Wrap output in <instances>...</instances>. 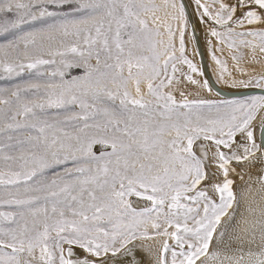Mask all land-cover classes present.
Here are the masks:
<instances>
[{
  "label": "snow or ice",
  "instance_id": "6c2138e0",
  "mask_svg": "<svg viewBox=\"0 0 264 264\" xmlns=\"http://www.w3.org/2000/svg\"><path fill=\"white\" fill-rule=\"evenodd\" d=\"M212 3L219 4L214 13L196 0L209 35L239 53L232 59L247 80H234V86L264 88V72L241 67L240 52L248 48L249 63L261 62L256 52L264 54V0ZM65 4L74 17L56 18L47 7ZM163 8L162 18L152 0H0V14L16 16L0 25L5 32L56 18L20 36L22 52L19 43H10L19 62H0V69L20 75L25 68L56 65L57 57L62 66L47 83L23 89L33 99L22 101L19 89L12 92L15 100L0 99L8 106L0 109V207L13 209L0 211V264H106L109 252L157 237L165 238L158 264H264V227L255 248V235L246 240L236 232L230 178L234 165L264 158L252 130L264 95L189 99L185 82L211 88L191 74L199 69L185 54L184 4L164 0ZM171 21L183 25L179 56ZM161 27L167 41L160 39ZM216 50L212 58L223 79L227 67ZM72 68H82L83 75L65 79ZM197 141L209 143L196 151ZM257 182L264 188V173ZM73 246L86 255L73 259Z\"/></svg>",
  "mask_w": 264,
  "mask_h": 264
},
{
  "label": "bare ground",
  "instance_id": "6f19581e",
  "mask_svg": "<svg viewBox=\"0 0 264 264\" xmlns=\"http://www.w3.org/2000/svg\"><path fill=\"white\" fill-rule=\"evenodd\" d=\"M185 6V15L187 18L188 31L186 36V49L187 55L197 65L199 72L194 77L196 80L207 81L211 91L201 88L199 85H186V94L189 99H214V100H231L236 98H244L253 95L241 94L239 97H232L229 94L234 92H244L248 90L258 89L255 86L242 87L238 84L234 86L233 81L226 79L223 80L219 76L217 68L215 69L211 58L209 56L207 41L210 37L208 32V24L202 23L197 15V4L193 0H178ZM228 2H234V0H228ZM205 20L208 18L205 17ZM210 24L211 21L209 20ZM195 37V38H193ZM258 72H264V63L258 67ZM202 73V74H201ZM238 76V75H237ZM236 76V78H237ZM232 77V76H231ZM234 77V76H233ZM234 77V79H236ZM231 79V78H230ZM244 79H237L239 82ZM262 90V89H260ZM264 91V90H262ZM264 122V110H261L257 117L253 120L252 130L254 133V139L258 145H264V129H262L261 123ZM237 142H244L242 137L237 136ZM209 142L199 141L194 147L196 151H199L200 145H207ZM228 151L227 149H222ZM242 151V149H241ZM261 154L258 152L257 157ZM236 172L230 174V178L234 180L233 190L237 197L238 207L234 205L236 209V220L234 221L236 226V232L245 237V239H251L253 235L256 237L255 243L252 245L255 248L260 243V232L264 227V188L257 182V177L264 173V158L255 160L252 164L245 162L243 165H234ZM215 171V169H213ZM243 177L241 179L240 177ZM249 183V186L243 183ZM231 211V210H230ZM165 238L157 237L154 240H138L134 241L133 245H129L127 249H121L115 254H108L105 257L106 264H158L160 250L162 242ZM161 244V246H160ZM249 245H244L247 248ZM235 247V245H234ZM82 253L83 258L86 253ZM76 256L73 259H80Z\"/></svg>",
  "mask_w": 264,
  "mask_h": 264
},
{
  "label": "rangeland",
  "instance_id": "374dc122",
  "mask_svg": "<svg viewBox=\"0 0 264 264\" xmlns=\"http://www.w3.org/2000/svg\"><path fill=\"white\" fill-rule=\"evenodd\" d=\"M196 2V0H193ZM25 2H27V0H25ZM145 2H149V0H145ZM152 2H154L157 5L161 6V11L159 13H157V15L161 16L162 18L164 17V8H163V4H164V0H152ZM176 2L179 4L180 2L178 0H176ZM201 4L204 5H208L209 7V11L210 12H215L218 8H219V4H213L212 0H200ZM48 10L52 11V12H56L58 14V17H64V16H68V17H74L76 14L73 11L72 6H70L69 4H65L63 6L57 7L55 5H48ZM196 12L197 15L201 21V12L203 11L202 8H198L196 7ZM170 11V9H169ZM239 15V13H238ZM151 17L152 14L151 13H147L145 14V18L149 20V25L152 26L151 23ZM53 17H44L43 19H38L35 21L29 20L28 23H25L23 25H21V27L19 29H15V28H11L9 27L8 31H3L0 30V62H5V63H18L19 60L17 58V52L14 48L12 47H8V45L10 43H19L20 44V50L21 52L23 51V43L19 40V37L22 36L24 33L27 32H35V31H39L40 29L46 28L48 24L52 23L54 19ZM16 16H15V12L12 13H2L0 14V25L3 24H7L12 20H15ZM202 22V21H201ZM172 26H173V30L177 31V38L175 40L176 43V49H177V56H179V39H178V28L182 27L183 25L180 24L177 21H171ZM203 23V22H202ZM161 32H162V36L160 37V39L167 41L168 37L166 34V31L163 27H161ZM187 32L188 31V26L185 29V45H186V36H187ZM246 39H253V37H246ZM211 40V44H209V41ZM254 42H256L254 40ZM237 44H239V39H237ZM31 47V45H30ZM207 48H208V52H209V56L211 58L212 64L214 66V68H217V71L219 72V75H221V65H218L212 58L213 55V50L217 49L215 51V55L226 64L227 67V71L223 73V80L229 79V80H237V79H244L247 77L243 76L241 74L240 71H238L237 67H236V61L232 59L233 55H237L239 54L235 49H229L226 45H221L219 44L215 38L213 37H209L208 41H207ZM187 52V49H186ZM240 52H243L244 54V59L241 62V67L247 68L248 71L251 73L253 71V69L258 72V67L260 66V64L264 63V54H261L259 52V50L257 49L256 52V56L257 59L260 60V63H249L250 60V50L248 48H240ZM187 55V53H185ZM187 57L191 60V58L187 55ZM44 58L47 59L49 58L47 56V54H44ZM59 57H57V61L58 63L56 65H45V66H38L37 69H27L25 68L20 75H16V73H6L4 72L2 69H0V99H9V100H15V97L12 96V92L17 91L18 89L21 90V100L25 101V100H31L33 99V95L32 92H24L23 89L27 88L30 84L33 83H40L41 85L45 84L48 82L49 79V74L58 68H61L62 66L59 64ZM163 59V58H162ZM24 63H27V60L23 61ZM193 62V61H192ZM92 63L94 64L95 61L93 60ZM194 63V62H193ZM179 68L182 69L183 72H189V69L187 67V65H177ZM215 68V69H216ZM66 74H65V79H71L73 76H81L84 73V70L82 68H72V69H67L65 70ZM199 72V71H198ZM197 73H191L193 75V78L196 77ZM40 73H42L43 75H40ZM179 74V73H178ZM124 75H127V69L125 68L124 71ZM238 75V76H237ZM232 76V77H231ZM237 78L234 79V77ZM220 77V76H219ZM231 78V79H230ZM57 80L59 79L58 77L56 78ZM195 79V78H194ZM186 85L190 86V83L185 82ZM141 91L143 93L146 94L147 92V86H146V82L141 84ZM187 87V86H186ZM186 87H185V91H186ZM128 88L129 90L132 92L133 96H136L137 93L135 92V83L134 81H129L128 84ZM258 88V87H257ZM258 89H262L264 90V88H258ZM253 96H259V95H253ZM253 96H248V97H244V98H236V99H231V100H225V101H233V100H247L250 97ZM146 98H149L146 96ZM150 99V98H149ZM177 99H180L179 96H177ZM117 105L119 104V100H117L115 102ZM8 106L4 105V104H0V109H7ZM54 111V110H52ZM258 115V114H257ZM256 115V117H257ZM22 119V118H21ZM175 133L172 132L171 136H174ZM167 138V137H166ZM6 142V139L5 141ZM199 141H197L196 143H198ZM197 144L194 145V147H196ZM99 148L100 146H95L94 147V151L97 152V154H99ZM195 149V148H194ZM63 167H65V165L59 166L57 168L54 169V171L57 172H61L63 170ZM66 167H72L71 162L66 165ZM53 170H49L48 174L51 175ZM246 184L247 186H249V183L247 184L246 182L243 183V185ZM133 200H135L136 198L133 197ZM12 208H9L8 206H3L0 207V211H12ZM148 231L151 232L152 229L149 226L148 227ZM170 244H173L174 242L172 240H169ZM161 246V244H160ZM67 247V246H66ZM162 247V246H161ZM74 249V256L80 258L82 256V253H78L79 251H82L81 249H79L76 246H73ZM112 252H109L108 254H110ZM113 254V253H112ZM80 255V257H79ZM73 256V257H74ZM168 259L170 261L171 256L170 253L168 255Z\"/></svg>",
  "mask_w": 264,
  "mask_h": 264
},
{
  "label": "water",
  "instance_id": "95a60500",
  "mask_svg": "<svg viewBox=\"0 0 264 264\" xmlns=\"http://www.w3.org/2000/svg\"><path fill=\"white\" fill-rule=\"evenodd\" d=\"M254 93L255 94L259 93L260 95H264V91H262L260 89L248 90V91H244V92H234V93H230L229 95L232 97H239L241 94L252 95Z\"/></svg>",
  "mask_w": 264,
  "mask_h": 264
}]
</instances>
